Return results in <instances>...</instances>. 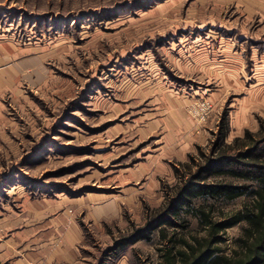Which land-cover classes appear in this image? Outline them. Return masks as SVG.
I'll list each match as a JSON object with an SVG mask.
<instances>
[{
    "label": "rangeland",
    "instance_id": "1",
    "mask_svg": "<svg viewBox=\"0 0 264 264\" xmlns=\"http://www.w3.org/2000/svg\"><path fill=\"white\" fill-rule=\"evenodd\" d=\"M249 1L0 0V264L157 263L156 232L120 240L204 164L222 122L223 146L264 123V0Z\"/></svg>",
    "mask_w": 264,
    "mask_h": 264
},
{
    "label": "trees",
    "instance_id": "2",
    "mask_svg": "<svg viewBox=\"0 0 264 264\" xmlns=\"http://www.w3.org/2000/svg\"><path fill=\"white\" fill-rule=\"evenodd\" d=\"M259 128L256 133L246 130L243 139L223 146L229 128L222 122L204 164L160 210L148 216L143 227L136 228L118 245L150 242L157 234L156 264H264V123ZM222 178L237 183L208 182ZM242 197L256 200L243 211L228 216L220 212L221 218H215L217 204H229ZM198 200L202 203L197 204ZM191 220L197 222L204 236L189 230ZM243 222L247 226L235 241L237 248L225 253V231ZM137 264L147 263L138 260Z\"/></svg>",
    "mask_w": 264,
    "mask_h": 264
},
{
    "label": "crops",
    "instance_id": "3",
    "mask_svg": "<svg viewBox=\"0 0 264 264\" xmlns=\"http://www.w3.org/2000/svg\"><path fill=\"white\" fill-rule=\"evenodd\" d=\"M249 1V0H247ZM249 3H252V0L249 1ZM253 3H256L255 1ZM264 3V1H263ZM255 6H257V14L259 15H264V4H262L260 1H257V3L255 4ZM262 18H264V16H261ZM9 47H5L3 45H0V61H5L7 60V57L9 56ZM73 245V244H72ZM67 249V253H68V257H72L70 258L71 261H73L75 259L74 255V251L70 246L66 247Z\"/></svg>",
    "mask_w": 264,
    "mask_h": 264
}]
</instances>
